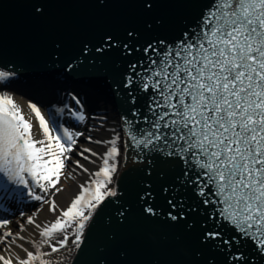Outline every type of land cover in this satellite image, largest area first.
Returning <instances> with one entry per match:
<instances>
[{
    "label": "snow or ice",
    "instance_id": "obj_1",
    "mask_svg": "<svg viewBox=\"0 0 264 264\" xmlns=\"http://www.w3.org/2000/svg\"><path fill=\"white\" fill-rule=\"evenodd\" d=\"M120 2L139 6V26L122 28V39L111 29L101 30L95 51H117L123 57L142 52L146 65L144 60L129 63L127 73H120L119 83L115 77L111 83L107 82L108 71L103 63L86 65L75 60L60 67L66 76L102 79L119 98L125 109V134L135 149L129 157L128 145L125 146L124 166L131 160L138 173L136 196L145 218L161 215L150 202L154 199L153 186L146 177L155 174L165 179L169 172L176 173L171 183L162 185L169 208L166 219L181 225L186 234L196 233L190 264H217L216 254L225 257L224 264H261L264 261V0H212L194 32L186 29L175 43L161 38L149 39L143 45L142 33L151 34L165 26V18L157 15L159 6L178 0ZM95 3L104 6L110 0ZM32 8L35 15H45L46 5L41 0L33 3ZM61 46V43L54 45L57 49ZM84 47L87 50L86 43ZM58 60L54 54L47 70L55 69ZM19 73V69H0V176L22 186L32 200L48 204V210L56 212L55 196L63 191L61 181L73 174L70 162L88 172L71 155L83 133L58 126L51 113L45 118L35 103H28L27 107L38 128L26 119L21 106L4 91L19 78ZM137 91L151 93L148 114L137 107L140 99ZM78 95H72L79 109L71 115L83 122L86 116ZM128 111L132 119L127 117ZM141 120L149 125L147 129L139 126ZM119 141L120 136L116 135L104 142L110 146L99 170L89 174L90 180L80 185L79 193L66 209H60L53 223L41 226L36 224L34 214L27 217L26 223L35 225L41 237L39 242H32L35 251L17 245L25 257L0 254V264H53L47 257L67 248L70 234L71 245L81 250L88 242L87 231L106 204L117 206L113 216L106 218L109 225L113 220L119 225L127 222L131 206L121 203L125 193L117 179ZM86 152L97 155L89 148H83L77 155L87 160ZM159 165L167 167L157 171ZM11 192L8 184L0 181V195ZM9 223L8 219H0V229H7ZM24 229L25 225L20 224L19 231ZM60 235L62 239H57ZM22 239L19 232L0 233L5 250ZM107 239L114 241L116 235L110 233ZM176 239L179 241L181 237L178 235ZM44 245L50 248L49 252L42 251ZM99 251L98 264H108L103 255L105 249ZM120 257L121 264H126L123 251Z\"/></svg>",
    "mask_w": 264,
    "mask_h": 264
},
{
    "label": "water",
    "instance_id": "obj_2",
    "mask_svg": "<svg viewBox=\"0 0 264 264\" xmlns=\"http://www.w3.org/2000/svg\"><path fill=\"white\" fill-rule=\"evenodd\" d=\"M35 2L37 0H0V69L20 70L19 78L11 86L16 91L62 105L75 104L72 95L78 93V99L88 108L114 117L121 149L117 179L125 193L121 203L131 206L124 225H119L115 220L109 225L106 218L113 216L117 206L106 204L87 231L88 242L81 250L75 249L68 264H98L101 248L105 249L103 255L108 264H121L122 251L126 254V264H190L196 246V233L186 234L181 225L166 219L169 208L162 185L171 183L176 173L169 172L165 179H159L155 174L146 177L153 186L154 199L150 202L161 215L145 218L136 196L139 191L136 183L138 173L131 160L126 168L124 166L125 146L128 145L126 152L129 157L135 149L125 134V109L119 98L114 95L113 89L105 86L102 79H81L75 74L66 76L60 67L75 60L83 61L86 65L103 63L108 71L107 82L111 83L115 77L116 83H119L120 73H127L129 63L144 60L146 65L142 52L123 57L117 51H95L101 30L111 29L118 39H122V28L139 26V6L120 0H110L104 6L96 4L95 0H41L46 5V11L44 16H37L32 8ZM211 3L212 0H178L173 4H161L157 15L165 18V26L151 34L142 33L140 44L161 38L175 43L186 29L192 32L196 30L202 12ZM57 43L62 45L59 49L54 47ZM54 54L59 57L58 66L47 70L46 66L51 63ZM100 76L103 77V71ZM150 94L136 92L140 98L137 107L143 114H148ZM127 117L132 119L131 111L127 112ZM139 126L145 129L149 127L142 120ZM166 167L159 165L157 171ZM110 233L116 235L114 241L107 239ZM178 235L181 237L179 241L176 239ZM224 260L222 254H216L217 264H224Z\"/></svg>",
    "mask_w": 264,
    "mask_h": 264
},
{
    "label": "bare ground",
    "instance_id": "obj_3",
    "mask_svg": "<svg viewBox=\"0 0 264 264\" xmlns=\"http://www.w3.org/2000/svg\"><path fill=\"white\" fill-rule=\"evenodd\" d=\"M6 91L9 95H12L14 100L21 106L23 114L25 115L26 119H30L33 121V123L38 128V123L36 122L35 116L33 113H31L30 109L27 107L28 103H34L33 100L25 99L24 94L33 96L32 94H28L25 92H19L14 90L13 88H8ZM36 104V103H35ZM40 107L39 105H37ZM41 108L42 114L47 118L45 110ZM99 112H92L91 117H89V120L86 119L84 121L83 125L86 124L85 128H83L81 133H83L82 137L79 138L80 142H77L76 150L71 154L73 160H80V162L88 169V172H84L81 169L75 168V165L70 162V168L73 172L72 179L73 184L71 186V189L68 190L60 185V187L63 189L61 193H58L55 196V200L58 205V209L56 212H51L48 210L49 205L43 204L42 202L31 209H28L25 211L20 212L19 214L12 217L13 222L15 223V226L18 225L17 228H7V229H0V233L3 231L11 230L13 233L19 232L20 236L24 237L22 240H17L16 244H10V250L6 249V244L3 242H0V254H4L6 256L12 255V256H19L21 258L25 257V252L18 247L17 245H22L23 249H27L28 251H31L33 248L32 242H39L41 240V237L39 236V229L35 227V225H29L26 223L27 217L35 215V221L36 224H39L41 226L44 225H50L54 222V220L59 215L60 209H66L71 202V199L74 198L75 195H77L80 191V185L88 182L90 180V173H94L95 171L99 170V167L102 165V157L106 153L108 147L110 146L107 143H104L106 141H110L113 137L116 135H119L117 132V123L112 116H105L102 115L101 118L105 119L106 121L104 123H100L99 126L101 128L96 127L98 124H96V117H99ZM91 118V119H90ZM91 137V140L88 138ZM39 138H43L40 136ZM97 141H101L100 143H97ZM120 141L118 142L117 147L119 146ZM83 148H89L93 152H95L97 155L93 156L90 153H84L85 156H88L87 160H84L82 157L77 155L79 151H81ZM42 194V193H41ZM43 195V194H42ZM52 197H48L45 199H51ZM39 209V211H37ZM24 224L25 229L23 232L19 231V225ZM35 251V249H34ZM75 251V248L73 246H68L65 249L61 250L62 255L69 254L70 259L73 256ZM58 254V255H60ZM57 256V255H56ZM50 259L51 258H48ZM70 261V260H69ZM68 261V262H69ZM56 262L53 261V264Z\"/></svg>",
    "mask_w": 264,
    "mask_h": 264
},
{
    "label": "rangeland",
    "instance_id": "obj_4",
    "mask_svg": "<svg viewBox=\"0 0 264 264\" xmlns=\"http://www.w3.org/2000/svg\"><path fill=\"white\" fill-rule=\"evenodd\" d=\"M96 122L98 124V126H96V127L101 128V126H99V124L102 123V120H97L96 119ZM81 137H79V138H81ZM78 142H80V139H78ZM118 160H119V157H118ZM73 183L74 182H73V179H72V176H71V177H66V178L62 179L60 185L62 187H64V188L70 190ZM45 198H48V197H45ZM9 221H10V223L8 225V228H11L12 227V228L15 229V228L18 227V225L15 226V223L14 222H12L11 220H9ZM69 233H71V229H69ZM57 239H62V235L58 236ZM71 239H72V236L70 234V240H69V245L68 246H72L71 245V242H70ZM51 243L54 244L55 241H51ZM31 251H34V249H31ZM42 251L49 252L50 251V248L47 245H44L43 248H42ZM60 253H61V251L58 252V253L53 254L52 256H50L48 258H51L52 261L56 262L55 264H67L68 261L70 260V255L69 254L62 255ZM58 254H60V255H58Z\"/></svg>",
    "mask_w": 264,
    "mask_h": 264
}]
</instances>
